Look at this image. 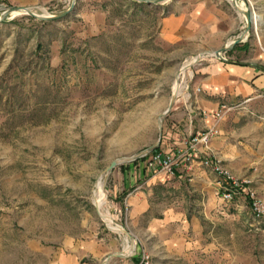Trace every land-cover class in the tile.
<instances>
[{
	"label": "rangeland",
	"instance_id": "obj_1",
	"mask_svg": "<svg viewBox=\"0 0 264 264\" xmlns=\"http://www.w3.org/2000/svg\"><path fill=\"white\" fill-rule=\"evenodd\" d=\"M73 2L0 0V16L14 6L60 14ZM238 2L260 15L249 32L233 0H77L62 19L20 11L0 21V264H264V91L221 106L210 148L181 157L175 174L151 163L153 150L141 155L177 83L220 59L210 51L245 33L239 60L264 69V0ZM206 159L249 180L259 205L223 199ZM141 163L172 184L124 188L122 167ZM103 176L102 211L129 234L96 205Z\"/></svg>",
	"mask_w": 264,
	"mask_h": 264
},
{
	"label": "crops",
	"instance_id": "obj_2",
	"mask_svg": "<svg viewBox=\"0 0 264 264\" xmlns=\"http://www.w3.org/2000/svg\"><path fill=\"white\" fill-rule=\"evenodd\" d=\"M209 28L208 33L213 34L216 27ZM176 35L179 34L176 32ZM204 43L209 44V40H205ZM243 45L244 43L239 44ZM239 46L225 54L231 62L222 59L211 60L191 75L184 87L178 91L176 101L163 121V133L162 136L160 133L161 140L158 145L160 151L164 153L187 151L192 134L216 126L214 113L221 106L250 101L264 91V69L253 62L239 60L244 54V50ZM170 100L171 98L168 106ZM190 168L193 167L189 166ZM184 170L185 168L179 169L180 172ZM194 171L198 173L199 167H195ZM121 174V184L124 188L135 184L143 186L147 184L152 188L159 184L168 186L172 184L173 179L166 173L155 172V169L146 163L123 166ZM183 176L179 174L177 177ZM146 210L142 208L140 212ZM126 264H138V261L132 259Z\"/></svg>",
	"mask_w": 264,
	"mask_h": 264
},
{
	"label": "built area",
	"instance_id": "obj_3",
	"mask_svg": "<svg viewBox=\"0 0 264 264\" xmlns=\"http://www.w3.org/2000/svg\"><path fill=\"white\" fill-rule=\"evenodd\" d=\"M216 122L222 119L223 112L216 111L214 113ZM219 128L217 123L215 127L207 128L203 131H198L192 134L188 141L187 151H174L169 153H164L163 151L157 150L153 152L151 156V163L168 174H175L177 166L183 159H191L192 155H196L198 151L202 149H209L211 142L218 135ZM204 163L210 166L213 171L219 175L218 183L220 186L219 193H221L223 199L232 200L239 195H247L250 197L252 204L258 206L259 203L256 199V193L251 188L250 181L243 179L239 180L230 171L226 170L217 161L206 159ZM143 263L149 264L148 257H144Z\"/></svg>",
	"mask_w": 264,
	"mask_h": 264
},
{
	"label": "water",
	"instance_id": "obj_4",
	"mask_svg": "<svg viewBox=\"0 0 264 264\" xmlns=\"http://www.w3.org/2000/svg\"><path fill=\"white\" fill-rule=\"evenodd\" d=\"M133 1L142 2V3H148V4H159V3L165 2L167 0H133ZM233 2H234V5L239 9V11L246 15L247 23H248L246 32H249V30L252 28L253 16L254 15L249 10L242 8L240 6L238 0H233ZM76 3H77V0H74V2L71 5V7L69 9H67L66 11L60 13V14H40L37 11H35L33 8H31V7L14 6V7H11L9 9L5 10L2 13V15L0 16V21H3L8 15H10V14H12L14 12H20V11H23V12L29 14V15H33V16H35V17H37L39 19H42L44 21L62 19L64 17L68 16L74 10V8L76 6ZM244 39H245V33L241 34L232 43H229L226 46H224V47H222L220 49H217L215 51H210L209 53H211L213 55H216L218 58H220L222 60L230 61L229 58H227L224 55V53H226V52L230 51L231 49H233L237 44L243 42ZM199 58H200V55L197 57V60H199ZM178 93L179 92L177 90L174 91V93H173V95L171 97L170 104H169L168 108L165 110V112L163 113V115L160 118L161 136H162V133H163V116L166 115L167 113H169V111L172 109V107H173V105H174V103L176 101ZM160 140H161V138L154 145H152L149 149L145 150L141 155L142 156L147 155L149 151H152L156 147H158V145L160 143ZM121 162H122V160H120V159H117V160L113 161L111 163V165L106 168L105 172L108 174L116 165L120 164ZM123 231H125L127 234H129V232L125 228H123ZM124 255H125L124 251H121V252H115L110 257H112V256H124Z\"/></svg>",
	"mask_w": 264,
	"mask_h": 264
},
{
	"label": "bare ground",
	"instance_id": "obj_5",
	"mask_svg": "<svg viewBox=\"0 0 264 264\" xmlns=\"http://www.w3.org/2000/svg\"><path fill=\"white\" fill-rule=\"evenodd\" d=\"M253 21L254 23L256 24L255 26H259L260 25V15L257 14V13H254V16H253ZM195 61V59H192V60H189L187 61V63L184 65L182 71L180 74H184L186 73V71L190 68V65H192V63ZM179 81V80H178ZM183 87V83L181 82H178L177 85H176V90L179 91L181 90ZM107 174V173H105ZM105 197H106V194H105V191H104V176L102 178V181L100 183V187L96 193V197H95V202L97 204V207L99 206L100 207V211H101V214L102 216L105 218V220L108 222V224L110 225V227H112L114 230L116 231H122L123 232V227L121 225H118V223L116 224L114 222V218L113 216L110 214V213H103L102 211V206H103V203H104V200H105ZM107 198V197H106ZM128 239V238H127ZM128 242V241H127ZM135 248V244L133 243V245H129L125 250H124V254L127 255V254H130L133 252Z\"/></svg>",
	"mask_w": 264,
	"mask_h": 264
},
{
	"label": "trees",
	"instance_id": "obj_6",
	"mask_svg": "<svg viewBox=\"0 0 264 264\" xmlns=\"http://www.w3.org/2000/svg\"><path fill=\"white\" fill-rule=\"evenodd\" d=\"M131 2L134 3V4L145 5V3L137 2V1H133V0H131ZM48 67H49V66H48ZM55 70H56V69H55ZM159 149H160V147L158 146V147H156L153 151H157V150H159Z\"/></svg>",
	"mask_w": 264,
	"mask_h": 264
}]
</instances>
